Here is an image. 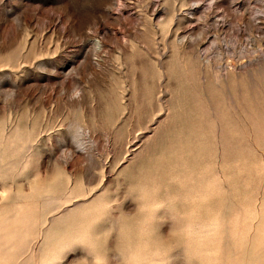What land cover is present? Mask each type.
<instances>
[{
	"label": "rangeland",
	"instance_id": "1",
	"mask_svg": "<svg viewBox=\"0 0 264 264\" xmlns=\"http://www.w3.org/2000/svg\"><path fill=\"white\" fill-rule=\"evenodd\" d=\"M0 264H264V0H0Z\"/></svg>",
	"mask_w": 264,
	"mask_h": 264
}]
</instances>
